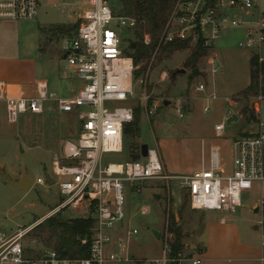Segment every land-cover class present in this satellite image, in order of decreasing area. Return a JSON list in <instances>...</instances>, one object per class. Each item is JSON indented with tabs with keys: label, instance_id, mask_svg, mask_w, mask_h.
<instances>
[{
	"label": "built area",
	"instance_id": "obj_1",
	"mask_svg": "<svg viewBox=\"0 0 264 264\" xmlns=\"http://www.w3.org/2000/svg\"><path fill=\"white\" fill-rule=\"evenodd\" d=\"M258 3L259 0H176L152 53L156 54L160 46L181 41H190L195 46L198 40L208 51L224 32L240 27L245 28L246 35L237 44L238 48L259 49L264 43V17L258 12ZM44 4L67 11V16L75 18L73 38L63 40L62 53L68 70L81 86L74 98L54 101L56 111L72 115L78 127L73 137L63 143L60 156L52 160L51 175L46 174L57 187L61 202L34 226L57 216L63 220L92 219L90 255L86 260H69L51 247L25 249L22 241L32 229L28 227L10 237L0 233V264L128 263L129 240L137 231L117 233L126 216L123 183L175 182L186 191L191 210L235 214L242 206V196L264 180V121L260 106L254 107V131L232 144L228 174L210 162L208 168L191 175L170 176L165 173L157 150L148 149L142 158L140 147L136 151L138 159L110 162L108 156L123 153V131L133 122L136 110L126 103L136 101L133 88L138 68L126 55L128 44H124L119 32L122 28L132 32L136 23L130 17H116L112 0H0V21L31 22ZM114 21L117 25H113ZM142 44L151 45L149 35L143 36ZM167 77L163 73L160 79L164 81ZM142 83L138 81L139 85ZM195 91L204 92V86H197ZM49 100L43 84L38 85L34 97L15 98L8 93V85L0 81V103L4 105L8 124H16L24 116L42 115ZM261 100L257 96L259 104ZM141 101L146 115L157 109L156 103L147 105L146 96ZM113 104L123 106L113 107ZM207 111L205 106L204 112ZM222 130V124L215 127L218 134ZM43 184L42 178L32 182V186ZM257 203V209L264 211V199ZM65 213L72 216L65 219ZM260 226L264 239L263 221ZM110 247L113 249L109 250ZM164 250L154 264L180 261L170 259ZM190 264L201 262L191 259Z\"/></svg>",
	"mask_w": 264,
	"mask_h": 264
},
{
	"label": "rangeland",
	"instance_id": "obj_2",
	"mask_svg": "<svg viewBox=\"0 0 264 264\" xmlns=\"http://www.w3.org/2000/svg\"><path fill=\"white\" fill-rule=\"evenodd\" d=\"M123 0H112L116 17H120L121 3ZM260 11L264 15V0L260 1ZM67 11L51 4H44L39 8L38 15L31 22L0 21V61L10 62L18 58L19 53L25 52L32 43L34 32L49 31L56 26L65 27L63 33L50 36L44 41L46 47L45 59L57 57L61 61V68L70 77V86H78L81 82L71 75L67 63L63 60V40L73 38V18L67 16ZM114 21L113 25H117ZM60 29V28H59ZM124 44L135 41L132 32L122 28L119 30ZM118 32V33H119ZM245 39V28L230 29L224 32L215 42V52L219 54V67L216 64L217 74H210V66L206 65V59L201 58L197 64V70L206 72L201 77L188 80L190 69L185 74H179L170 79L173 72L182 69L183 62L190 56L194 49V43L187 42L181 46L171 48L160 47L156 54L152 53L149 60L141 61L136 67L134 95L136 101L127 106L138 110L137 134L134 140L124 138L123 153L110 155L106 159L110 162L122 163L129 158L128 148L131 145L140 147L146 145L150 150H157L165 173L170 176H186L195 172L201 159L202 142H205L206 151L210 146H217L215 126L224 125L225 133H235L244 124L240 120L228 124L226 114L232 115L236 111L238 103L232 104V96L242 90L247 81L249 50L239 49L237 44ZM208 53V51H207ZM206 53V56H207ZM259 64H264V43L254 52ZM24 54V53H23ZM205 56V57H206ZM261 60V61H260ZM26 66V65H24ZM145 66V70H141ZM27 68V67H24ZM166 73L167 79L161 81L160 76ZM139 74V75H138ZM33 72L27 70H7L4 79L13 77L30 78ZM142 80L139 85L138 81ZM207 84L204 93H194L198 82ZM164 85V86H163ZM77 93V92H76ZM72 90L68 96H74ZM142 96L148 98L147 105L156 103L157 109L151 115H146L142 107ZM194 97V99H193ZM236 99V98H234ZM233 99V102L236 101ZM248 100L241 101L248 107ZM194 100V101H193ZM170 102L164 106L163 102ZM151 103V104H150ZM194 105L193 110L190 111ZM260 106V117L264 121V98L261 104L255 101L251 109ZM113 107L123 106L113 104ZM208 111L204 112V107ZM47 108V107H46ZM182 117H179V115ZM78 124L72 115L59 113H46L40 116L21 117L16 124H8L4 118V105L0 103V233L12 236L18 230L27 229L31 224L53 210L60 202L61 197L55 185H49L45 174H50L52 160L60 156L63 143L73 137ZM202 135H208L209 141H200ZM228 159L227 157H225ZM26 175L31 182L42 178L43 185H33L29 191L11 186L8 179L14 182ZM125 198V219L121 226L117 227V233L122 234L127 230H136L137 235L129 240L128 263L108 264H154L153 261L163 255H170L168 243L173 239L171 231L179 228L182 235L187 236L184 250L177 255L175 264H190L188 261L189 250L187 246L193 243L192 231L199 226L201 213L191 210L189 201L184 203V189L179 188L175 182H151L146 184L123 183ZM187 194V193H186ZM264 199L255 188L250 194L242 196V206L233 217L243 237L249 236L258 246L264 239L260 236V219L264 227V211L254 213L253 207L258 206V200ZM145 212L142 215V212ZM69 213L63 217L69 218ZM32 229L23 239L25 249L34 247H47L44 242L45 234H37ZM257 227L253 231L252 227ZM153 232L159 234L156 239ZM112 234V232H110ZM34 236L38 239H35ZM167 246V249H166ZM261 246V245H260Z\"/></svg>",
	"mask_w": 264,
	"mask_h": 264
},
{
	"label": "crops",
	"instance_id": "obj_3",
	"mask_svg": "<svg viewBox=\"0 0 264 264\" xmlns=\"http://www.w3.org/2000/svg\"><path fill=\"white\" fill-rule=\"evenodd\" d=\"M260 1L258 3V12L261 16L264 17L263 13L260 11ZM69 18H73L74 21L72 23V29L74 27L75 18L71 15ZM60 28V29H59ZM40 28L34 32L32 37V43L30 48L23 52L19 53L18 58L8 61H0V81H3L8 85V93L15 98L24 97L30 98L36 95V88L38 85L43 84L46 86L48 94L50 95V100L45 104L44 113H58L56 111L55 100L61 99H72L76 96V92L78 91V86L71 87L70 86V77L68 74L64 72L61 68V61L57 57H52L51 59H45L46 55V40L54 38L53 35L61 34L65 31V27L56 26L52 29L53 34L47 31H40ZM74 30H72L73 32ZM246 35V31H245ZM215 43L208 50L207 56L203 57L206 60V65L210 66V74L216 75L217 68L216 64L219 67V54L215 52ZM262 47V46H261ZM260 47V48H261ZM259 48V49H260ZM258 49V50H259ZM257 49L249 50L250 56L248 59V71H247V81L245 86H243L242 90L237 92L234 96H232V104L238 103L236 107V111L233 112L232 115L237 117V121L242 120L243 126L238 129L235 133L227 132L225 133V126L223 125V130L220 134L216 133L215 127L213 129V133H215V137L218 141L217 146H210L208 151L205 148V142H202L201 148V159L198 167L195 172L199 171L201 168H208L210 166V162H212L215 167H218L225 173H230L231 171V159H232V144L237 141L243 131H246L245 134L251 133L254 131V122L250 124H246L245 117L243 115V109L245 107L244 103L241 101V97L239 96L250 83V60L253 56L257 58L260 56L259 53L254 55V52ZM63 54V53H62ZM64 60V54H63ZM264 60V59H263ZM65 61V60H64ZM26 65V66H24ZM27 67L33 75L26 78L13 77L12 79H4L7 70H15L22 71L27 70ZM212 69H216V73H212ZM191 72V71H190ZM199 76L204 75L206 78V72H199ZM197 76V77H199ZM195 79V78H192ZM203 85L204 92L206 90L207 84L204 81L198 82L197 86ZM164 86V85H163ZM76 93L74 96H68L71 91ZM204 92H196L194 89V93H204ZM236 98V99H234ZM194 99V97H193ZM233 99L236 100L233 102ZM194 101V100H193ZM170 105V102H169ZM168 105V106H169ZM47 107V108H46ZM193 103L190 111L193 110ZM230 114H226L225 118L228 119L232 116ZM233 122V123H236ZM231 124V123H230ZM200 141H209L208 135H202ZM226 159L225 157H227ZM1 167V163H0ZM165 167V165L163 166ZM166 168H164L165 171ZM51 172V170H50ZM193 172V173H195ZM192 173V174H193ZM263 175H264V149H263ZM151 183V182H150ZM147 185V184H146ZM255 188V190L262 196H264V180L261 183L254 184L252 188L245 194H250L251 191ZM253 209H257V206H254ZM254 210V211H255ZM258 210V209H257ZM259 211V210H258ZM201 213L199 226L196 227L192 231L193 243L187 246L189 250V260L191 259H199L201 264H264V246L261 243L259 246L255 244L249 236L243 237L239 231L238 225L235 222L233 217L230 215H222L218 213L212 212H199ZM255 213V212H254ZM258 213V212H257ZM256 214V213H255ZM46 215V214H45ZM261 221V219H260ZM31 224L29 227L33 226ZM28 228V227H27ZM257 227L253 226L252 230L257 231ZM184 236V235H183ZM260 236L263 239V231L261 230ZM188 238L184 236V240ZM184 246V243H183ZM129 247V246H128ZM113 247H110L109 250H112ZM184 250V249H183ZM130 252L128 253V255Z\"/></svg>",
	"mask_w": 264,
	"mask_h": 264
},
{
	"label": "trees",
	"instance_id": "obj_4",
	"mask_svg": "<svg viewBox=\"0 0 264 264\" xmlns=\"http://www.w3.org/2000/svg\"><path fill=\"white\" fill-rule=\"evenodd\" d=\"M176 0H123L121 3V16L132 18L136 25L132 31V35L135 41H130L126 55L132 58L134 65H138L141 61L149 60L152 52L157 46L159 36L164 30V27L169 19V16L173 10ZM73 27L72 30H74ZM149 35L151 38V45L144 46L142 44L143 36ZM187 43V41L176 42L168 44L164 48H171L173 46H181V48ZM132 44L134 47L132 48ZM162 47V46H160ZM159 47V48H160ZM207 49L201 44V40H198L190 56L183 62L182 69L190 71L197 69L198 61L205 57ZM141 70H145V66ZM174 73V72H173ZM173 73L170 79H174ZM139 75V74H138ZM192 78L189 76L188 80ZM241 99H250L257 96L264 98V64H259L258 59L253 56L250 60V83L249 86L239 95ZM151 104V103H150ZM243 115L245 117L246 124L255 122L254 110L248 109L247 106L243 109ZM137 120L138 110L134 111L133 122L124 128V137L134 140L137 134ZM245 136L241 135V137ZM139 147L131 145L128 148L129 158L132 160L138 159L136 151ZM184 203L188 200V195L185 193ZM264 220V216H263ZM94 226L92 219H73L63 220L60 216L47 219L37 225L33 230L35 236L37 234H45L44 242L47 247L53 248L61 257L74 260H86L90 255V236L91 230ZM172 241L168 243L170 249V259H177V255L184 249L183 239L179 228L175 227L171 231ZM34 236L35 239H38ZM85 240V244L82 245L81 241ZM175 264V263H170Z\"/></svg>",
	"mask_w": 264,
	"mask_h": 264
},
{
	"label": "water",
	"instance_id": "obj_5",
	"mask_svg": "<svg viewBox=\"0 0 264 264\" xmlns=\"http://www.w3.org/2000/svg\"><path fill=\"white\" fill-rule=\"evenodd\" d=\"M190 37V33H188L187 35V39ZM70 43V42H69ZM71 44V43H70ZM132 48L134 47V44L131 45ZM179 74H185V70L181 69V70H177L173 73V77L179 75ZM199 71L197 69H194L190 72V77L191 78H195L197 76H199ZM256 101V99H252V100H249L248 101V109L251 110V107H252V104ZM163 105L164 106H168L169 105V102L168 101H164L163 102ZM237 121V117L232 115L228 120H227V123L230 124V123H233V122H236ZM246 133V131H243L241 135H244ZM240 140V138L238 139ZM147 150H148V147L146 145H141L140 146V156L142 158H145L146 155H147ZM45 179L47 181V183L51 186L53 184L52 180L45 174ZM8 183L13 186V187H16V188H20L24 191H29L32 187V182L30 181V179L26 176V175H23L19 181L17 182H14V181H11L8 179ZM255 213L258 212V210L256 209L254 211ZM153 235L156 239H159V234L156 233V232H153Z\"/></svg>",
	"mask_w": 264,
	"mask_h": 264
}]
</instances>
